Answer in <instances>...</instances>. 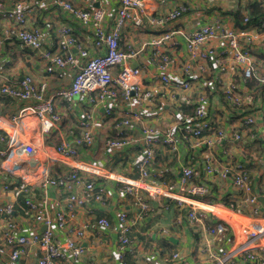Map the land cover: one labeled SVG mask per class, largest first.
<instances>
[{
    "label": "built area",
    "instance_id": "1",
    "mask_svg": "<svg viewBox=\"0 0 264 264\" xmlns=\"http://www.w3.org/2000/svg\"><path fill=\"white\" fill-rule=\"evenodd\" d=\"M86 1L89 7L76 6L69 0H36L35 3L26 0H0V22L7 23L1 30L0 56L3 55L6 43H14L19 49L37 52L59 77H64L69 71L73 73L70 85L58 88L54 96H47V80H37L31 74H25L21 79L11 78L5 74L4 64L0 62V101L11 98L31 102L21 109L19 115L10 117L7 113L0 112L1 117L10 119L14 128L10 131L0 128V259L6 258L10 261L9 264H79L85 253L80 240L85 229L75 227L72 217L80 207L92 201H103L104 198V188L98 187L94 180L87 179L84 173L124 183L127 190L134 191L136 204L143 211L149 208L147 197L143 194L145 191L150 198L167 197L184 210L180 211L181 217L177 222L185 219L190 224L204 225L208 215L212 213L214 216L216 213L213 210L214 204L202 198L209 193L208 184L194 182L199 175L197 164L184 165L181 178L175 183L163 181L161 174L158 178H150L149 167L156 162L157 146L164 144L175 148L176 132L181 130L184 139L192 138L198 146L208 150L205 153L206 174H220L223 177L229 175L233 185L245 192L244 202L252 210L251 215H242V208L238 205H221L239 218L236 222L241 223L243 240L236 242L234 234L232 246H224L229 239V228L234 224L220 212L217 222L207 228L210 237L200 247L206 262L217 260L232 264L236 263L238 256L243 255L249 264H264V208L259 205L260 196L264 197V187L259 192L253 190V179L246 161L227 159L218 166L214 145L223 140L226 131L218 130L214 135L215 140L212 138L214 136L206 133L213 127L208 119L209 108L204 95L199 94L190 99L195 104L193 113L180 110L182 124L179 126L176 124L162 131L158 126L150 125L138 134L131 132L135 129V122L143 117L144 107L152 103L155 92L141 88L140 67L131 65V59L136 58L139 51L131 45L126 50L122 48V29L128 23L158 29L159 32L151 39V45L158 47L169 44L171 47L170 42L178 32L175 24L191 6L197 5L201 0H179L168 9L160 7V0H119L111 24L108 23L110 12L104 0ZM54 8L68 11L83 26L93 30V48L97 49L96 54L90 55L88 49L76 39L73 27L68 24L57 28L56 49L46 45L40 28L32 24L31 18L37 9ZM217 13L209 23L185 32L189 59L182 67L178 66V56L168 53L158 55L159 59H151L156 63V77L164 86L189 89L196 77L195 70H206V61H211L212 66L218 70L225 68L221 56L226 57L236 69L239 68L245 79H253L264 86V67L254 61L251 51L254 43L264 42V19L259 20L246 14L239 26L227 27L224 25L223 15ZM213 39H217L221 48L219 52L211 44ZM74 47L75 51H70ZM174 65H177V73L172 71ZM206 84L214 85L211 79ZM213 87L216 88V85ZM236 88L235 84L226 88L233 109L238 104V99L233 96ZM169 96L175 99L174 92L171 91ZM77 97L87 98L92 107L81 115L78 124L70 130V137L64 138L56 147L58 154L65 160L75 158V161L66 162L68 168L60 175L52 174L48 166H43V162L31 165V159L38 156L40 151L33 141L23 136V118L36 116L40 120L42 133L49 134L64 119V115L56 109L55 98H61L71 106ZM120 101L128 106L126 114L114 120L113 136L105 144L111 152L140 146L141 155L134 162L140 173L137 178L106 171L101 165L81 158L84 149L97 147L94 127L99 119L94 108L101 105L104 113L110 116L117 111ZM263 118L262 110L242 115L245 125L258 124ZM241 138L240 131H233L232 142ZM262 138L264 139V133ZM23 162L30 168H25ZM219 167L222 168L220 171ZM32 172L35 173L30 174ZM31 175H37V178L32 179ZM38 182L39 187L45 191L40 199L36 197L35 183ZM81 185L84 188L79 193L76 188ZM50 189L64 190L67 194L53 199L47 193ZM9 194L23 196L25 207L32 213L34 223L43 228L31 227L28 233H21L22 224L14 217L15 202L6 199ZM118 222L120 246L132 247L136 239L130 234L136 219L122 210L119 212ZM96 226L100 229L107 228L110 221L107 217H101L96 221ZM33 249H37V257L27 260L26 257ZM124 255L125 252L118 254L122 259L120 264H130L123 259ZM170 260L172 264H188L178 251L172 254Z\"/></svg>",
    "mask_w": 264,
    "mask_h": 264
},
{
    "label": "crops",
    "instance_id": "2",
    "mask_svg": "<svg viewBox=\"0 0 264 264\" xmlns=\"http://www.w3.org/2000/svg\"><path fill=\"white\" fill-rule=\"evenodd\" d=\"M35 3V0H26ZM76 6L89 7L86 0H69ZM179 0H160L162 9H168ZM109 8L110 16L108 23L111 24L113 14L119 4V0H104ZM253 4L261 9L255 17L259 20L264 19V0H201L197 5L191 6L190 10L175 24L178 32L174 35L173 41L169 44L154 47L151 45V39L159 32L158 29L151 27H137L128 23L122 29L121 46L125 50L129 45L139 51L136 58L131 59L133 67H140L141 70V88L143 90H154L155 95L150 105L142 110L143 117L135 122V129L131 132L138 134L144 127L150 125L158 126L162 131L174 125H180V110L191 114L194 112L195 104L192 100L201 94L206 97L209 108V121L214 127L226 131V136L218 143H215L216 157L218 166L222 165L227 159L232 161H246L247 168L251 173L255 192L262 191L264 187V118L255 125H245L242 115L252 110L264 109V86L253 79H245L239 68L230 63L226 57L221 56L225 63V68L218 70L213 67L211 61H206L207 68L204 71L195 70L196 77L192 80V86L189 89L170 88L164 86L156 77V63L151 59L158 58L162 53H168L178 56V66L182 67L188 62L187 43L185 32L192 31L218 15H223L224 25L227 27L239 26L245 15L249 14L248 5ZM97 4V3H95ZM99 5V3H98ZM250 15V14H249ZM33 25L40 28L43 40L47 46L52 49L58 47L56 36L57 28L63 24L73 27L75 37L90 55L97 53L94 42V32L91 28L85 27L71 14L61 8L37 9L31 18ZM5 21L0 22V35L2 27L6 26ZM264 41V32L262 33ZM212 45L216 46L219 52L217 39H213ZM75 51V47L70 49ZM254 61L264 67V42L254 43L251 48ZM0 62L4 64L5 74L14 79H21L25 74H31L37 80H47V96H54L56 90L62 86H68L73 80V73L69 71L64 77H59L55 71L46 65L44 60L37 52L31 49H19L14 43H6L3 55L0 56ZM172 71L177 73V65L172 67ZM211 79L214 85H207L206 81ZM235 84L237 88L233 96L238 99L236 111L231 107V101L227 97L226 88ZM216 85V88L213 86ZM174 92L175 99L170 98L169 93ZM56 109L64 115L60 126L49 134L41 131V123L36 116L23 118L21 132L25 138L31 140L39 148L40 154L31 159L32 164L43 162V166H48L52 174L60 175L68 168L66 162H74V159L65 160L56 151L57 145L67 137H70V130L75 127L81 115L85 110L92 107L85 97L75 98L74 104L69 106L63 99L55 98ZM31 104L28 101H20L11 98H5L0 101L1 112L12 115H19L21 109ZM128 106L124 101H120L117 111L110 116L104 113L101 105L94 109L98 113L99 122L94 127V134L97 139V147L84 149L81 158L101 165L106 171L119 175L137 178L140 173L135 167L134 162L141 155V148L131 147L124 150L108 151L105 141L113 136V123L118 117L126 114ZM0 128L4 131H10L13 124L9 118L0 116ZM233 131H240L242 138L231 141ZM215 140V136L212 137ZM176 147L160 144L157 146L156 162L149 167L150 178L162 175L161 179L167 183H175L181 178V169L184 165L195 163L199 168V175L194 182H205L209 186V193L204 196V200L214 204V209L231 220L234 224L232 229L236 234V242L242 237L241 223L234 222L233 212L224 209L221 205L234 204L242 208V215H251V206L244 202L245 192L235 187L231 182V177H223L220 174L207 175L205 171V153L208 151L205 147L197 145L192 138L184 139L181 130L176 132ZM1 147V144H0ZM24 163V167L29 165ZM42 166V167H43ZM222 168L219 167V171ZM1 171V163H0ZM32 172L30 174H34ZM87 179L94 180L98 187L104 188L103 201H92L90 204L80 207L75 211L72 222L77 228H84V236L80 239L85 248L79 264H120L121 258L119 252H125L123 259L130 264H172L171 256L175 251L180 252L188 264H219L217 260L206 262V257L201 252V244L210 237L207 228L213 226L219 215L214 216L210 213L203 224H190L187 220H177L181 217L180 208L169 198L158 196L150 198L145 191L149 208L143 211L136 204L134 191L127 190L125 184L115 179L106 178L100 175L85 174ZM36 179L37 175H31ZM1 180V174H0ZM33 182V181H32ZM37 186L36 197L42 198L45 191ZM84 186H78L77 192L81 193ZM50 197L62 198L67 192L64 190L50 189ZM6 199L15 202L14 217L22 224L21 233H28L30 228H43L35 224L32 213L25 207L24 198L21 195L9 194ZM225 203V204H224ZM259 205L264 208V197L259 198ZM63 207V205H62ZM64 208V207H63ZM122 210H126L130 217L136 219L132 226L130 236H134L136 242L132 247H121L119 241V222L118 215ZM212 214V215H211ZM235 216V215H234ZM101 217H107L110 226L100 229L96 226V221ZM64 238V237H62ZM243 240V239H242ZM233 238L229 235V240L224 243L226 248L232 246ZM216 244H218L216 242ZM126 251H122V250ZM38 255L37 249L26 257L27 260H34ZM6 258L0 259V264H9ZM69 264V263H68ZM236 264H249L243 255L236 258Z\"/></svg>",
    "mask_w": 264,
    "mask_h": 264
},
{
    "label": "trees",
    "instance_id": "3",
    "mask_svg": "<svg viewBox=\"0 0 264 264\" xmlns=\"http://www.w3.org/2000/svg\"><path fill=\"white\" fill-rule=\"evenodd\" d=\"M36 1V0H35ZM261 9L262 8H259L258 6H254L253 4H249L248 5V11H249V14H250V16L251 17H257L258 16V14L257 13H261ZM254 17V18H255ZM4 100V99H3ZM236 109H238V108H236ZM259 110H262V111H264V109H262V108H258ZM258 109H255V110H252L251 112H249V114L250 113H256V112H259V110ZM0 112H1V110H0ZM261 116H262V114H261ZM208 119H209V117H208ZM262 120V119H261ZM211 124V126L213 127V129H211V130H209V131H206V133L207 134H209V135H211V136H214L215 135V133L218 131V130H222V129H220V128H215L214 127V125L212 124V123H210ZM251 174V173H250ZM252 177V176H251ZM23 197V196H22ZM24 198V197H23ZM202 198H204V196L202 197ZM225 204V203H224ZM24 205H25V203H24ZM180 208V207H179ZM28 209V208H27ZM29 210V209H28ZM180 211H183L184 212V210H182V209H180ZM229 235L231 236V238H233V240H234V237H233V235H234V231H233V229L232 228H229ZM229 240V239H228Z\"/></svg>",
    "mask_w": 264,
    "mask_h": 264
},
{
    "label": "rangeland",
    "instance_id": "4",
    "mask_svg": "<svg viewBox=\"0 0 264 264\" xmlns=\"http://www.w3.org/2000/svg\"><path fill=\"white\" fill-rule=\"evenodd\" d=\"M213 210L215 211V213L220 214L217 210H215V209H213ZM232 216L234 217V219H233L234 222H235L236 220L239 219L237 216H234V215H232ZM208 263H210V261H208ZM218 263H219V264H224V263H221V262H219V261H218ZM226 264H227V263H226ZM232 264H236V263H232Z\"/></svg>",
    "mask_w": 264,
    "mask_h": 264
}]
</instances>
